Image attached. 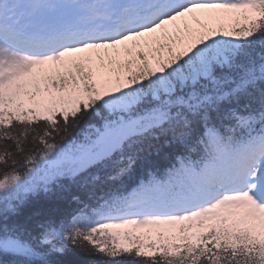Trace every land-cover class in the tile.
Returning <instances> with one entry per match:
<instances>
[{"label":"snow or ice","instance_id":"snow-or-ice-1","mask_svg":"<svg viewBox=\"0 0 264 264\" xmlns=\"http://www.w3.org/2000/svg\"><path fill=\"white\" fill-rule=\"evenodd\" d=\"M0 264H264V0H0Z\"/></svg>","mask_w":264,"mask_h":264},{"label":"trees","instance_id":"trees-1","mask_svg":"<svg viewBox=\"0 0 264 264\" xmlns=\"http://www.w3.org/2000/svg\"><path fill=\"white\" fill-rule=\"evenodd\" d=\"M170 163L171 161L167 157H162L158 160V167L160 170H164L170 165ZM53 204H54L53 201L47 200L45 198H41L39 200L34 201L31 205L26 207L24 209V213L28 215L32 213V210L34 208L50 207L53 206Z\"/></svg>","mask_w":264,"mask_h":264}]
</instances>
